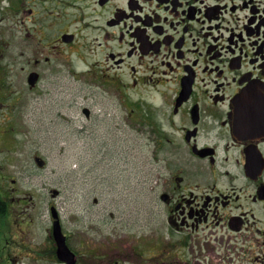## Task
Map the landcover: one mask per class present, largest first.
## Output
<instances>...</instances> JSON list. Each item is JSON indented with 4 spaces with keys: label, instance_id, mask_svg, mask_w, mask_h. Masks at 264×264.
Here are the masks:
<instances>
[{
    "label": "flooded vegetation",
    "instance_id": "flooded-vegetation-1",
    "mask_svg": "<svg viewBox=\"0 0 264 264\" xmlns=\"http://www.w3.org/2000/svg\"><path fill=\"white\" fill-rule=\"evenodd\" d=\"M0 10V107L13 113L4 88L15 70L35 91L54 70L80 67L115 129L127 106L155 155L165 147L164 171L149 180L159 202L137 245L70 231L75 264H264V0H0ZM34 29L48 42L18 52L17 33L25 41ZM129 90L152 102L157 126ZM84 108L91 123L96 112ZM47 230L38 260L66 264Z\"/></svg>",
    "mask_w": 264,
    "mask_h": 264
},
{
    "label": "rangeland",
    "instance_id": "rangeland-1",
    "mask_svg": "<svg viewBox=\"0 0 264 264\" xmlns=\"http://www.w3.org/2000/svg\"><path fill=\"white\" fill-rule=\"evenodd\" d=\"M3 14L0 10V18ZM27 33H17L18 52L30 41L48 42L40 29L23 41ZM68 69L54 70L35 91L28 88L23 72L15 70L6 78L5 91H13V113L6 103L0 107V193L7 192L11 213L9 223L0 226V264H45L38 259L48 246L52 205L73 234L89 236L96 230L137 245L136 239L147 230L150 201L159 202L161 192H154L149 180L164 171L165 147L155 155L149 130L137 134L130 127L134 118L127 106L124 128L115 129L119 118L104 117L109 103L102 90L95 92L88 84L84 68ZM129 94L130 106L157 126L152 102ZM112 103L115 107L114 97ZM84 107L96 112L91 123ZM90 124L91 134L80 131ZM37 155L46 161L44 168L36 164ZM52 190L60 194L53 198ZM105 220L110 221L103 224Z\"/></svg>",
    "mask_w": 264,
    "mask_h": 264
},
{
    "label": "water",
    "instance_id": "water-1",
    "mask_svg": "<svg viewBox=\"0 0 264 264\" xmlns=\"http://www.w3.org/2000/svg\"><path fill=\"white\" fill-rule=\"evenodd\" d=\"M36 79H37V75L35 77V81ZM30 84L33 85L35 84V82L31 80ZM35 161L40 168L43 167L45 164L44 160L38 156L35 157ZM52 192H53V196H56L58 193L56 190H53ZM54 235L59 245V249H58L59 258L62 261L67 262L68 264H73L74 263L73 254L70 252L69 248L66 245V239L62 233V228L59 220H57L54 223Z\"/></svg>",
    "mask_w": 264,
    "mask_h": 264
},
{
    "label": "trees",
    "instance_id": "trees-1",
    "mask_svg": "<svg viewBox=\"0 0 264 264\" xmlns=\"http://www.w3.org/2000/svg\"><path fill=\"white\" fill-rule=\"evenodd\" d=\"M5 217H6V211H5L4 207L1 208V206H0V223L4 221Z\"/></svg>",
    "mask_w": 264,
    "mask_h": 264
}]
</instances>
